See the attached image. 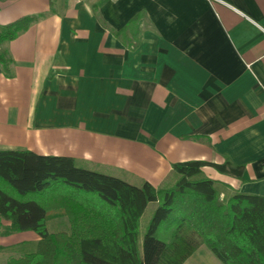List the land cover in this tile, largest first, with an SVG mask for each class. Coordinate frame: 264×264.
<instances>
[{
	"label": "crops",
	"instance_id": "0c3cea01",
	"mask_svg": "<svg viewBox=\"0 0 264 264\" xmlns=\"http://www.w3.org/2000/svg\"><path fill=\"white\" fill-rule=\"evenodd\" d=\"M24 17L0 42V150L154 187L229 161L241 180L202 172L264 196V0H0V29Z\"/></svg>",
	"mask_w": 264,
	"mask_h": 264
},
{
	"label": "trees",
	"instance_id": "16d2710c",
	"mask_svg": "<svg viewBox=\"0 0 264 264\" xmlns=\"http://www.w3.org/2000/svg\"><path fill=\"white\" fill-rule=\"evenodd\" d=\"M32 20L24 17L0 29V42ZM206 166L242 178V165L188 160L171 165L170 184L137 186L78 167L70 157L0 150V183L12 190L0 186V231L38 236L34 249L1 264H183L202 245L221 264H264V196L208 178ZM59 182L96 193L111 209L61 191L29 197ZM149 203L157 206L139 243ZM53 216L66 218L68 231L48 232Z\"/></svg>",
	"mask_w": 264,
	"mask_h": 264
},
{
	"label": "rangeland",
	"instance_id": "374dc122",
	"mask_svg": "<svg viewBox=\"0 0 264 264\" xmlns=\"http://www.w3.org/2000/svg\"><path fill=\"white\" fill-rule=\"evenodd\" d=\"M172 180L170 179V184ZM163 184L162 186H164ZM0 186L7 192H11V188L7 184ZM54 191H61L71 194L79 198L83 202L94 204L102 209H111L110 206L96 193L87 192L80 188L59 182L47 187L37 196H29L30 198H45ZM28 197V196H27ZM157 204L149 203L144 214L140 219L139 227V243H141L142 236L145 232L146 225L152 216ZM113 209V208H112ZM48 232L54 233L57 231H68L69 224L66 218L53 216L46 222ZM17 234V235H16ZM16 234L5 235L4 229L0 231V264L6 262L11 257H18L25 251L34 249L37 241L34 232H20ZM183 264H221V262L211 253V251L204 245L200 246Z\"/></svg>",
	"mask_w": 264,
	"mask_h": 264
}]
</instances>
